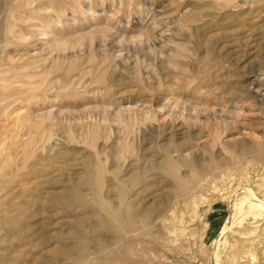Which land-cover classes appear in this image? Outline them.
I'll use <instances>...</instances> for the list:
<instances>
[{"label":"rangeland","instance_id":"374dc122","mask_svg":"<svg viewBox=\"0 0 264 264\" xmlns=\"http://www.w3.org/2000/svg\"><path fill=\"white\" fill-rule=\"evenodd\" d=\"M0 264H264V0H0Z\"/></svg>","mask_w":264,"mask_h":264},{"label":"bare ground","instance_id":"6f19581e","mask_svg":"<svg viewBox=\"0 0 264 264\" xmlns=\"http://www.w3.org/2000/svg\"><path fill=\"white\" fill-rule=\"evenodd\" d=\"M123 119V118H122ZM121 119V120H122ZM182 161V160H181ZM165 169H167V167L165 168ZM168 170V169H167ZM170 171V170H169ZM252 196V195H251ZM255 199H256V197H255ZM230 223H231V219L229 218V220H228V222H227V226H226V230L229 228V226H230ZM221 239V238H220Z\"/></svg>","mask_w":264,"mask_h":264}]
</instances>
